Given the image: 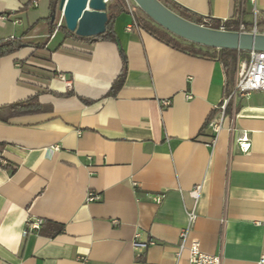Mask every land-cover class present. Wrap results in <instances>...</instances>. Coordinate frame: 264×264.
I'll return each mask as SVG.
<instances>
[{"label": "crops", "instance_id": "obj_1", "mask_svg": "<svg viewBox=\"0 0 264 264\" xmlns=\"http://www.w3.org/2000/svg\"><path fill=\"white\" fill-rule=\"evenodd\" d=\"M42 1L0 0V41L47 42L0 61V264H189L180 237L193 208L190 238L204 253L223 264H258L264 94L238 100L233 131L226 120L212 149L204 126L224 100L220 62L159 42L132 14L117 18L115 38L59 30L49 37L51 1L49 11ZM170 1L248 29L257 11L264 33V0ZM125 68L124 86L109 96ZM242 132L248 153L237 143ZM37 220L64 231L52 236L47 224L35 232Z\"/></svg>", "mask_w": 264, "mask_h": 264}, {"label": "trees", "instance_id": "obj_2", "mask_svg": "<svg viewBox=\"0 0 264 264\" xmlns=\"http://www.w3.org/2000/svg\"><path fill=\"white\" fill-rule=\"evenodd\" d=\"M51 1V17L56 12L58 8V3L60 0H50ZM164 6H166L169 10L174 12L175 14L179 15L181 18L190 21L192 23H195L200 26H204L213 30H221L222 27H224V30L227 32H239V22L236 21H215L211 19H205L203 17H199L196 15H192L188 13L187 11L183 10L181 7L176 5L175 3H172L170 0H159ZM107 14H108V22L106 26V34L104 36H111L115 38L114 36V23L117 20L119 16L122 14H132L134 17V22L137 28L145 31L150 36L155 38L161 43H164L165 45L180 51L182 53H185L187 55L207 59L211 61H218L222 64L226 84H225V91H224V98H227L234 86L235 81V75L237 71V64L238 60L244 59L247 57L246 52H238V51H229V50H217V49H211L207 47H202L200 45L185 41L172 33L166 31L159 25H157L154 21H152L147 15L143 14L140 16L139 14H136L132 12L127 4L126 0H109L107 5ZM51 17L49 18V22L51 23ZM56 21L51 25L50 30V36L51 37L55 31H57L56 27ZM59 31H64L66 33H70L67 28L65 27V24H63L59 29ZM73 35V34H71ZM74 36V35H73ZM81 39V38H79ZM94 40V39H91ZM47 45V42L35 45L31 43H25L21 39H14V40H7V41H0V61L15 52L25 48V47H34L36 49L44 48ZM125 64L127 62L125 61ZM126 75H127V68L124 69L120 79L114 83L112 86V89L109 92V96H116L122 87L124 86V83L126 81ZM35 101V98L30 99L29 101H25L22 103H18L16 105H12L11 109H23L29 105V103ZM238 107L236 109V112L238 113ZM232 110V107L229 106L227 109V113L230 114ZM215 116L212 114L210 118L207 120L206 125L204 126V129L208 127L209 122L213 119ZM203 132V130H202ZM50 224L54 226V230H52V236H56L58 234H61L64 231V227L62 225H58L55 223H44V225L40 229V234H44V228L45 225Z\"/></svg>", "mask_w": 264, "mask_h": 264}, {"label": "water", "instance_id": "obj_3", "mask_svg": "<svg viewBox=\"0 0 264 264\" xmlns=\"http://www.w3.org/2000/svg\"><path fill=\"white\" fill-rule=\"evenodd\" d=\"M108 1L60 0L58 10L70 33L82 39L96 40L106 34ZM133 1L157 25L185 41L217 50L264 52V34L213 30L181 18L159 0ZM55 20L56 12L51 22Z\"/></svg>", "mask_w": 264, "mask_h": 264}, {"label": "built area", "instance_id": "obj_4", "mask_svg": "<svg viewBox=\"0 0 264 264\" xmlns=\"http://www.w3.org/2000/svg\"><path fill=\"white\" fill-rule=\"evenodd\" d=\"M35 7L37 4L35 3ZM226 22V21H224ZM64 24L63 16L59 21L56 22L57 30ZM224 30V27L221 28ZM239 32L241 33H251V34H262L259 24H258V15L257 11L255 12L254 21L250 29L246 28L245 25H240ZM264 34V33H263ZM247 57L244 59H239L237 64V71L235 75V81L233 89L230 95L227 98H224L222 103L217 108V116L214 117L208 124L212 136L211 142L209 143L210 148H214L217 140V136L220 134L224 127L226 120H229L233 131V124L237 116L236 109L238 107V100L240 98L248 97L251 93L262 92L264 94V52H246ZM65 80V77H61ZM70 87V83H67ZM190 98V97H189ZM170 102L165 101L164 106H169ZM231 106V113H227L228 107ZM237 143L240 147L242 153H248L251 149V139L247 132H242L241 136L237 139ZM201 187H197L194 191L191 192V196L197 202L200 195ZM90 201L97 200V197L90 195ZM161 199L158 198V201ZM188 224L187 227L183 230L180 237V253L187 250L189 255V264H223L222 257L213 256L204 253L201 250V244L198 239L190 238L191 227L194 224L197 215L195 208L187 211ZM42 226V221L37 220L31 224L30 228L39 232ZM28 231L24 232V235H27ZM153 241H150L147 244L135 243L136 248H147ZM258 264H264V255L259 260Z\"/></svg>", "mask_w": 264, "mask_h": 264}, {"label": "rangeland", "instance_id": "obj_5", "mask_svg": "<svg viewBox=\"0 0 264 264\" xmlns=\"http://www.w3.org/2000/svg\"><path fill=\"white\" fill-rule=\"evenodd\" d=\"M127 1V4H128V7H129V9L132 11V12H134V13H136V14H139L140 16L142 15V11L139 9V7L136 5V3L133 1V0H126ZM109 2V1H108ZM45 3V4H44ZM41 6H42V8L43 9H45V10H47V11H49V5L48 4H46V1L45 0H43L42 2H41ZM59 11V10H58ZM144 14V13H143ZM56 15H57V21H59L60 19H61V17H62V13H56ZM65 24V23H64Z\"/></svg>", "mask_w": 264, "mask_h": 264}]
</instances>
